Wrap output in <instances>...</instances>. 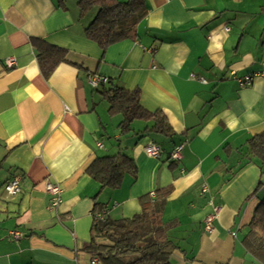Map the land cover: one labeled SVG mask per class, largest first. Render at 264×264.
<instances>
[{
	"label": "crops",
	"instance_id": "0c3cea01",
	"mask_svg": "<svg viewBox=\"0 0 264 264\" xmlns=\"http://www.w3.org/2000/svg\"><path fill=\"white\" fill-rule=\"evenodd\" d=\"M145 7L135 36L102 51L85 37L91 16L80 17L77 0H0V264H90L83 245L93 213L130 217L141 196L168 186L161 217L176 245L171 264H264L243 243L264 198V164L246 154L248 140L264 131V78L245 88L229 78L261 69L264 0H145ZM31 38L66 49L69 62L44 78ZM7 57L15 58L10 69ZM93 74L138 89L141 105L158 111L173 135L151 130L153 119L121 132L122 116L109 114L102 95L111 83L93 88ZM151 142L162 149L158 157L145 153ZM119 151L136 173L100 188L86 168ZM16 175L21 190L9 196L4 184ZM46 181L62 187L58 213Z\"/></svg>",
	"mask_w": 264,
	"mask_h": 264
},
{
	"label": "trees",
	"instance_id": "16d2710c",
	"mask_svg": "<svg viewBox=\"0 0 264 264\" xmlns=\"http://www.w3.org/2000/svg\"><path fill=\"white\" fill-rule=\"evenodd\" d=\"M77 6L80 17L91 16L84 29L85 37L102 51L118 41L133 38L138 22L146 15L145 0H77ZM31 43L44 78L60 63L69 62L66 49L38 38H31ZM107 82L111 83V80L107 79ZM102 95L108 103L109 114L122 116L121 132L130 131L135 119H153L151 130L173 135L158 111H149L141 105L138 89L128 90L119 83H111L108 88L104 86ZM246 154L264 164V131L248 140ZM136 168L133 158L119 151L96 156L85 172L99 183L100 188L114 189L126 173L135 174ZM170 192L168 186L156 190L154 197L141 196L139 212L130 217L107 218L100 226L93 224L90 239L83 245L90 261L96 259L97 264H171L170 255L176 245L169 236L171 226L161 217ZM243 243L255 256L264 257V198L254 208Z\"/></svg>",
	"mask_w": 264,
	"mask_h": 264
},
{
	"label": "built area",
	"instance_id": "2783aa9c",
	"mask_svg": "<svg viewBox=\"0 0 264 264\" xmlns=\"http://www.w3.org/2000/svg\"><path fill=\"white\" fill-rule=\"evenodd\" d=\"M4 64L6 68L8 69L12 68L15 65V58L13 57L5 58ZM257 77L264 78V61H262L261 69L259 71L241 76L237 75L235 71H230L229 73V78L234 80L237 83L238 87L240 88H245L247 86H250ZM201 81L204 82V80ZM106 82H107V77L103 75L93 74L88 78V83L93 88H97L100 85L105 84ZM98 146H101V143H98ZM182 149H183V144H179L175 146L169 155L170 160L174 162L178 161L181 158ZM161 152H162L161 147L154 142H151L145 146V153L148 156L158 157ZM20 181H21L20 176L18 175L13 176L10 180H8L4 184L5 193L9 196H15L16 194H18L21 190ZM45 190L49 195L51 208L54 209L56 213H58L59 207L62 202V187L60 186V184L56 182L46 181ZM207 191H208L207 185L203 184L201 186V192L204 194ZM149 196L154 197V192L149 193ZM218 212H219V207L214 205L213 210L204 217L203 219L204 231L211 232L213 230V223L217 217ZM92 216H93V224L97 226H100L101 223H103L108 218L107 211L105 209L101 210L100 212L93 213ZM9 236L17 238L19 237V233L15 231H10ZM90 264H97V260L92 259L90 261Z\"/></svg>",
	"mask_w": 264,
	"mask_h": 264
},
{
	"label": "rangeland",
	"instance_id": "374dc122",
	"mask_svg": "<svg viewBox=\"0 0 264 264\" xmlns=\"http://www.w3.org/2000/svg\"><path fill=\"white\" fill-rule=\"evenodd\" d=\"M85 264V263H84ZM87 264V263H86Z\"/></svg>",
	"mask_w": 264,
	"mask_h": 264
}]
</instances>
